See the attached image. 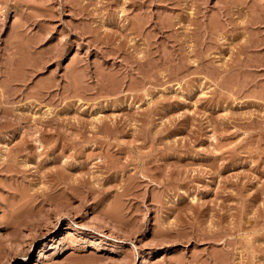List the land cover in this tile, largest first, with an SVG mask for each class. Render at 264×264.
<instances>
[{
    "label": "rangeland",
    "instance_id": "1",
    "mask_svg": "<svg viewBox=\"0 0 264 264\" xmlns=\"http://www.w3.org/2000/svg\"><path fill=\"white\" fill-rule=\"evenodd\" d=\"M0 264H264V0H0Z\"/></svg>",
    "mask_w": 264,
    "mask_h": 264
},
{
    "label": "bare ground",
    "instance_id": "2",
    "mask_svg": "<svg viewBox=\"0 0 264 264\" xmlns=\"http://www.w3.org/2000/svg\"><path fill=\"white\" fill-rule=\"evenodd\" d=\"M28 23V22H27ZM120 34V33H119ZM128 37V36H127ZM127 39V38H126ZM181 58V57H180ZM244 67V66H243ZM91 185V184H90Z\"/></svg>",
    "mask_w": 264,
    "mask_h": 264
}]
</instances>
